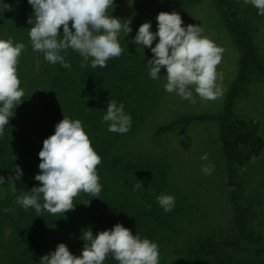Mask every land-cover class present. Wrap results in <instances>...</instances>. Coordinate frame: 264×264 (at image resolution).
<instances>
[{
    "label": "trees",
    "instance_id": "trees-1",
    "mask_svg": "<svg viewBox=\"0 0 264 264\" xmlns=\"http://www.w3.org/2000/svg\"><path fill=\"white\" fill-rule=\"evenodd\" d=\"M115 1L0 0V264H264L258 206L240 173L264 142L234 109L249 83L264 79L255 42L264 8L213 0L239 52L222 108L153 130L215 121L225 159L230 224L197 226L169 253L185 197H164L162 157L135 144L160 97L136 26L129 20L121 38L116 18L107 20ZM144 1L140 12L160 9L172 24L174 0Z\"/></svg>",
    "mask_w": 264,
    "mask_h": 264
},
{
    "label": "rangeland",
    "instance_id": "rangeland-1",
    "mask_svg": "<svg viewBox=\"0 0 264 264\" xmlns=\"http://www.w3.org/2000/svg\"><path fill=\"white\" fill-rule=\"evenodd\" d=\"M235 1L251 9L264 8V0ZM146 4L144 0H117L107 5L105 13L112 25L116 18L121 38L129 20L136 26L137 46L146 48L141 57L149 64L148 79L154 80L160 97L146 127L134 141L139 149L162 157L169 186L164 197L168 193L185 197L182 234L168 247L170 253L198 227L217 229L230 224L224 188L225 159L215 121H193L162 135H154L153 130L178 116L219 111L226 89L236 75L239 52L213 0H174L171 25L160 18L164 12L160 9L140 12ZM130 13L133 19L128 17ZM256 20L255 42L264 57V14ZM29 34L36 39L35 26L29 27ZM34 104L35 112L39 102ZM234 109L239 116L257 124L264 142V79L251 81L248 92L236 100ZM240 173L245 191L257 203L260 227L264 229V147ZM5 192L0 188V196ZM171 257L169 254L167 258Z\"/></svg>",
    "mask_w": 264,
    "mask_h": 264
}]
</instances>
